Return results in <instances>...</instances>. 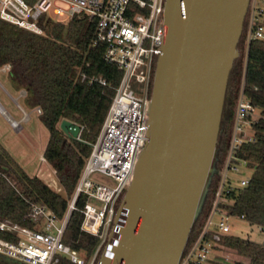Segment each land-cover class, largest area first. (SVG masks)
Here are the masks:
<instances>
[{"label": "trees", "instance_id": "trees-1", "mask_svg": "<svg viewBox=\"0 0 264 264\" xmlns=\"http://www.w3.org/2000/svg\"><path fill=\"white\" fill-rule=\"evenodd\" d=\"M248 15L229 76L213 166L220 169L227 156L235 107L243 90V95L258 110L250 128L252 139L238 153L248 161L252 176L247 186L229 193L225 210L230 216H243L249 223L264 230V39L247 43ZM40 25L43 33L34 34L0 19V66H11L8 73L18 89L25 90L27 106L41 108L39 118L49 131L43 156L54 169L65 191V195H62L41 177L28 174L0 142V220L10 219L31 228L36 226L29 216L32 204L46 205L57 217L64 218L122 77V71L116 65L104 60V46L95 48L93 45L95 21L86 23L84 16H74L67 21L43 17ZM155 68L156 63L150 78L149 99ZM94 77L104 79L107 84L103 85L97 80L90 82ZM63 119L77 122L83 127L80 138H72L64 132L60 126ZM219 179L220 176L215 173L209 181L184 255L200 236L211 214ZM79 197L76 210L70 214L64 242L77 250L85 259L84 264H88L100 239L81 231L84 218L81 209L87 197ZM122 200L117 202L116 210ZM229 233L222 236L214 249L228 247L248 258L250 264H264V244ZM103 247L99 248L93 264L99 261ZM0 264L17 263L0 255ZM59 264L74 263L63 257Z\"/></svg>", "mask_w": 264, "mask_h": 264}, {"label": "built area", "instance_id": "built-area-1", "mask_svg": "<svg viewBox=\"0 0 264 264\" xmlns=\"http://www.w3.org/2000/svg\"><path fill=\"white\" fill-rule=\"evenodd\" d=\"M250 1L247 43L264 39V5H259L264 0ZM165 4V0H0V19L34 34L43 33L40 25L43 17L67 21L74 16H84L86 23L95 21L94 47L103 45L104 60L122 71L112 104L96 142L92 144L64 218L57 217L46 205L32 204L29 216L35 225H41L40 228L20 225L10 219L0 220L1 256L13 259L17 264H59L63 257L74 264H84L83 256L64 242V233L79 196L85 195L80 229L100 239L91 261L94 263L99 248L109 239L116 218V204L133 179L137 157L147 139V91L168 31L164 22ZM3 68L9 71L11 66ZM94 80L107 84L98 77L90 82ZM238 97L227 156L217 173L220 179L211 214L179 264L209 262L214 247L230 231L232 216L225 210L229 193L250 183L252 174L248 161L238 153L252 139L250 128L258 110L243 95V90ZM37 112H42L40 107ZM96 172L111 178L115 186L94 181L91 177ZM236 174H240L238 185L233 184ZM91 199L99 200L103 205L96 207Z\"/></svg>", "mask_w": 264, "mask_h": 264}, {"label": "water", "instance_id": "water-1", "mask_svg": "<svg viewBox=\"0 0 264 264\" xmlns=\"http://www.w3.org/2000/svg\"><path fill=\"white\" fill-rule=\"evenodd\" d=\"M146 142L97 264H179L213 174L250 0H165ZM77 138L81 125L63 119Z\"/></svg>", "mask_w": 264, "mask_h": 264}, {"label": "rangeland", "instance_id": "rangeland-1", "mask_svg": "<svg viewBox=\"0 0 264 264\" xmlns=\"http://www.w3.org/2000/svg\"><path fill=\"white\" fill-rule=\"evenodd\" d=\"M259 5L263 6L264 2L260 1ZM25 97V90L18 89L11 80L8 71L0 66V142L28 174L41 177L56 192L65 195L64 187L57 179L54 169L43 156L48 143L49 131L41 122L37 108L27 106L24 101ZM239 176L240 174H236L233 184L238 185ZM91 178L96 182L115 186V182L102 173L96 172ZM124 194L121 195V200L124 198ZM72 199L71 197L69 204ZM90 202L96 207L103 205L101 201L95 199H91ZM229 224L230 235L264 244V230L260 226L249 223L239 216H232ZM40 226L36 225L35 227L40 228ZM91 261L92 258L88 264H91ZM235 262L250 264L248 258L239 255L234 249L219 247L212 251L207 264H235Z\"/></svg>", "mask_w": 264, "mask_h": 264}, {"label": "flooded vegetation", "instance_id": "flooded-vegetation-1", "mask_svg": "<svg viewBox=\"0 0 264 264\" xmlns=\"http://www.w3.org/2000/svg\"><path fill=\"white\" fill-rule=\"evenodd\" d=\"M148 95H149V89H148V91H147V97H148Z\"/></svg>", "mask_w": 264, "mask_h": 264}, {"label": "bare ground", "instance_id": "bare-ground-1", "mask_svg": "<svg viewBox=\"0 0 264 264\" xmlns=\"http://www.w3.org/2000/svg\"><path fill=\"white\" fill-rule=\"evenodd\" d=\"M0 106H1V104H0ZM12 121H13V120H12ZM12 121H11V122H12Z\"/></svg>", "mask_w": 264, "mask_h": 264}]
</instances>
